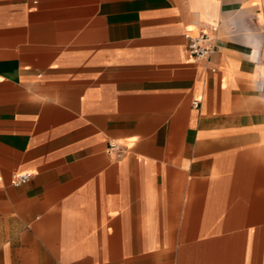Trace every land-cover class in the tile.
Returning <instances> with one entry per match:
<instances>
[{
  "label": "crops",
  "instance_id": "crops-1",
  "mask_svg": "<svg viewBox=\"0 0 264 264\" xmlns=\"http://www.w3.org/2000/svg\"><path fill=\"white\" fill-rule=\"evenodd\" d=\"M0 264H264V0H0Z\"/></svg>",
  "mask_w": 264,
  "mask_h": 264
},
{
  "label": "built area",
  "instance_id": "built-area-1",
  "mask_svg": "<svg viewBox=\"0 0 264 264\" xmlns=\"http://www.w3.org/2000/svg\"><path fill=\"white\" fill-rule=\"evenodd\" d=\"M219 26L217 24L212 25L211 33L217 34ZM208 32H201L198 36L188 37V51L193 60H201L209 57L216 51V44L214 42V37ZM193 105L195 108H199L200 102L194 101ZM108 153L113 154L116 159H121L123 153L121 148L115 144L110 143L108 147ZM31 178L30 174L16 175L14 180L15 186H21L27 183Z\"/></svg>",
  "mask_w": 264,
  "mask_h": 264
}]
</instances>
